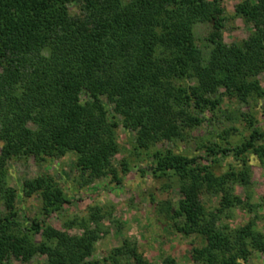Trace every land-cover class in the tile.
<instances>
[{"label":"trees","instance_id":"1","mask_svg":"<svg viewBox=\"0 0 264 264\" xmlns=\"http://www.w3.org/2000/svg\"><path fill=\"white\" fill-rule=\"evenodd\" d=\"M236 14L254 31L227 44L222 0H0V264L28 263L39 253L47 255L40 264H152L137 246L125 253L129 263L121 260L122 248L90 260L94 230L72 236L42 219L23 226L17 192L5 182L8 163L74 151L83 174L110 173L120 182L112 163L120 125L137 132L136 149L148 151L201 125L226 98L239 104L264 99V0H244ZM200 23L212 24L207 58L197 43ZM105 97L118 115L110 114ZM247 121L252 130L240 143L230 140L232 127L219 134L221 142L203 143L211 164L172 149L154 161L157 177L180 183L174 225L185 236L205 238L193 249L204 264H244L253 252L264 253V233L254 220L238 228L222 223L228 209L245 203L235 186L251 183L248 154L264 167V133L253 117ZM229 156L238 166L218 173L214 163ZM25 190L28 197L40 195L47 216L68 202L49 175L26 181ZM205 192L220 195L216 211L204 203ZM98 213L93 209L91 217ZM40 233L46 249L35 241ZM166 262L176 264L170 257Z\"/></svg>","mask_w":264,"mask_h":264},{"label":"rangeland","instance_id":"2","mask_svg":"<svg viewBox=\"0 0 264 264\" xmlns=\"http://www.w3.org/2000/svg\"><path fill=\"white\" fill-rule=\"evenodd\" d=\"M243 1L222 0L226 16L223 40L227 44L247 39L254 31L252 24L236 14V6ZM211 31V23H200L195 28L198 46L205 58L212 48L207 39ZM259 78L264 89V72ZM82 99L88 100L85 96ZM104 102L108 104L111 115H118L106 97ZM250 116L256 120L255 126L264 133V99L256 104H239L226 98L220 109L207 113L201 125L186 130L182 136L172 140L160 139L148 151L136 149L137 132L120 125V151L112 158L120 182L110 173L100 177L83 174L76 165L78 155L74 151L43 160L33 156L14 158L8 163L5 182L7 187L17 192V210L23 226L29 225L32 219H42L72 236L80 237L87 229L96 231L98 239L90 260L102 261L122 248L121 260L129 263L125 253L137 246L152 264H168V257L174 259L176 264H204L194 258L193 249L203 246L205 238L195 234L185 236L174 225L173 214L182 197L180 183L168 176L157 177L153 173L154 161L167 149H172L188 156H201L203 162L211 164L213 157L203 150V143L208 140L221 142L219 134L231 127L230 140L240 143L250 136L252 129L247 121ZM259 143L264 144V138ZM2 145L0 142V151ZM248 157L252 169L251 183L248 186H235V193L245 203L228 209L222 215V223L238 228L254 220L256 228L264 233V167L255 155L248 154ZM231 165L238 166V161L232 156L214 163L218 173L225 172ZM42 175L53 177L68 198L59 211L49 216L43 213L40 195L36 193L28 197L25 190L26 181ZM219 200V194H203L204 203L212 211L218 209ZM97 208L99 213L95 220L91 213ZM4 213L5 205L0 197V214ZM35 241L41 248H47L41 233L35 236ZM46 259V253H39L28 263H15L40 264ZM244 264H264V253L253 252Z\"/></svg>","mask_w":264,"mask_h":264}]
</instances>
